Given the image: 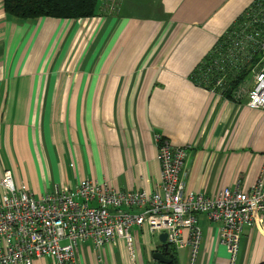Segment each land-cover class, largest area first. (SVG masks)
Instances as JSON below:
<instances>
[{
	"label": "crops",
	"instance_id": "1",
	"mask_svg": "<svg viewBox=\"0 0 264 264\" xmlns=\"http://www.w3.org/2000/svg\"><path fill=\"white\" fill-rule=\"evenodd\" d=\"M252 1L118 0L85 19L16 20L0 0V180L10 172L35 198L82 180L151 194L161 136L190 147L186 192L213 198L237 182L248 192L264 158V111L245 106L248 84L230 100L191 76ZM197 221V264H227L219 225ZM132 234L134 261L123 242L87 243L77 264H156L159 240L146 228ZM171 249L189 264L190 248ZM235 264H264L263 218L244 228Z\"/></svg>",
	"mask_w": 264,
	"mask_h": 264
},
{
	"label": "built area",
	"instance_id": "2",
	"mask_svg": "<svg viewBox=\"0 0 264 264\" xmlns=\"http://www.w3.org/2000/svg\"><path fill=\"white\" fill-rule=\"evenodd\" d=\"M242 17L225 51L211 63L221 76L216 86L233 76L237 61L247 58L248 49L264 37V0H253ZM258 51L261 57L252 70L245 106L264 111V41ZM189 148L173 147L156 137L160 179L151 194L116 191L107 183L82 180L73 189L54 185L35 198L23 185H14L10 172H4L0 180L5 190L0 199V264H33L41 258L51 259V264H77L82 245L88 243L100 251L118 242H123L128 259L134 261L132 233L141 228L152 236L164 233L168 246L177 251L190 248L194 258L200 215L219 225L217 241L226 249L227 264H235L244 228L264 219V158L248 192L241 191L237 182L211 198L185 191Z\"/></svg>",
	"mask_w": 264,
	"mask_h": 264
},
{
	"label": "trees",
	"instance_id": "3",
	"mask_svg": "<svg viewBox=\"0 0 264 264\" xmlns=\"http://www.w3.org/2000/svg\"><path fill=\"white\" fill-rule=\"evenodd\" d=\"M108 1H113V7L118 5V0H3V9L8 16L16 20H34L38 18L76 20L93 17L99 10V4L101 2L104 4ZM102 8L103 5L101 6ZM243 19L244 17L241 14L203 61L197 65L191 76L192 81L196 85L230 100L235 97L236 92L244 85L247 78L251 79L252 70L256 67L261 57L258 46L264 41V37L262 36L261 39L259 38L255 42L253 49H248L247 58L237 61L233 76L224 78L220 87L216 86L215 83L221 76L216 68L211 67V63L219 52L225 51V45L231 40L233 32L239 30L238 26ZM167 257L173 261L172 264L177 263L170 246ZM156 264L159 263L156 262Z\"/></svg>",
	"mask_w": 264,
	"mask_h": 264
},
{
	"label": "water",
	"instance_id": "4",
	"mask_svg": "<svg viewBox=\"0 0 264 264\" xmlns=\"http://www.w3.org/2000/svg\"><path fill=\"white\" fill-rule=\"evenodd\" d=\"M158 240H159V243L162 245L163 251L162 252H154L152 254V259L159 264H172L173 261L167 257V253L169 251V246L165 242L166 241V235L164 233L160 234L158 236Z\"/></svg>",
	"mask_w": 264,
	"mask_h": 264
},
{
	"label": "rangeland",
	"instance_id": "5",
	"mask_svg": "<svg viewBox=\"0 0 264 264\" xmlns=\"http://www.w3.org/2000/svg\"><path fill=\"white\" fill-rule=\"evenodd\" d=\"M241 16V15H240ZM248 84V86H247V89H245L244 90V93L246 92L247 93V91L250 89V86L252 85V81H251V79L248 77L247 78V80H246V82L244 83V85H247ZM151 237V236H150ZM139 241L142 243L143 242V238H142V236H139ZM151 242L152 243H154V244H157L158 243V237L157 236H152L151 237ZM142 248V247H141ZM142 251H143V249H142ZM141 256L143 257V254L141 253ZM189 264H197V261H195V257L194 258H191L190 257V260H189Z\"/></svg>",
	"mask_w": 264,
	"mask_h": 264
},
{
	"label": "flooded vegetation",
	"instance_id": "6",
	"mask_svg": "<svg viewBox=\"0 0 264 264\" xmlns=\"http://www.w3.org/2000/svg\"><path fill=\"white\" fill-rule=\"evenodd\" d=\"M163 251V249H161V251H159V252H162Z\"/></svg>",
	"mask_w": 264,
	"mask_h": 264
}]
</instances>
